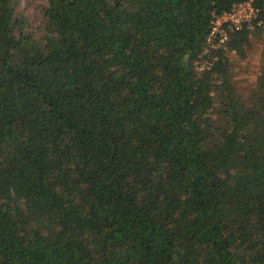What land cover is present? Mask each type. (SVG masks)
<instances>
[{
    "label": "trees",
    "instance_id": "1",
    "mask_svg": "<svg viewBox=\"0 0 264 264\" xmlns=\"http://www.w3.org/2000/svg\"><path fill=\"white\" fill-rule=\"evenodd\" d=\"M19 2L0 0V264H264V0H45L36 25Z\"/></svg>",
    "mask_w": 264,
    "mask_h": 264
},
{
    "label": "built area",
    "instance_id": "2",
    "mask_svg": "<svg viewBox=\"0 0 264 264\" xmlns=\"http://www.w3.org/2000/svg\"><path fill=\"white\" fill-rule=\"evenodd\" d=\"M254 13L255 10L248 1L234 4L230 10L214 16L211 21L207 40H212L217 33L218 43L223 42L229 30L239 27L242 22L249 21ZM222 24H225L224 28L221 26ZM226 28H228V30Z\"/></svg>",
    "mask_w": 264,
    "mask_h": 264
},
{
    "label": "rangeland",
    "instance_id": "3",
    "mask_svg": "<svg viewBox=\"0 0 264 264\" xmlns=\"http://www.w3.org/2000/svg\"><path fill=\"white\" fill-rule=\"evenodd\" d=\"M19 5L22 11L28 16V18L33 22V24H38L40 15L39 7L45 3V0H19ZM257 53L258 48L254 44V47L249 49L246 57L243 59H236L237 68L239 74L244 78L245 75H253L257 68Z\"/></svg>",
    "mask_w": 264,
    "mask_h": 264
}]
</instances>
